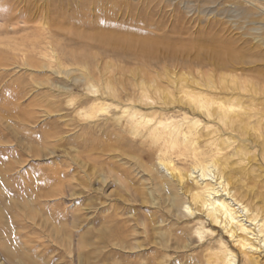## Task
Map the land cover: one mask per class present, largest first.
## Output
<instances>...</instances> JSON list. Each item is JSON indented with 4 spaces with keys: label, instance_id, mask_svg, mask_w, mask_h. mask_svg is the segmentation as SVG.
Returning a JSON list of instances; mask_svg holds the SVG:
<instances>
[{
    "label": "rangeland",
    "instance_id": "rangeland-1",
    "mask_svg": "<svg viewBox=\"0 0 264 264\" xmlns=\"http://www.w3.org/2000/svg\"><path fill=\"white\" fill-rule=\"evenodd\" d=\"M109 29L154 48L102 44L96 37ZM48 33L86 52L97 85L130 98L141 87L156 94L227 79L247 110L264 114V0H0V264H205L219 229L201 213L184 217L182 194L173 206L174 185L156 159L134 145L127 156L101 151L115 145L113 101L97 128L86 125L78 112L92 102L83 81L74 86L79 66L33 47ZM244 117L225 132H249L255 160L233 169L242 192L262 204L264 116ZM201 222L215 232L202 241Z\"/></svg>",
    "mask_w": 264,
    "mask_h": 264
},
{
    "label": "bare ground",
    "instance_id": "bare-ground-1",
    "mask_svg": "<svg viewBox=\"0 0 264 264\" xmlns=\"http://www.w3.org/2000/svg\"><path fill=\"white\" fill-rule=\"evenodd\" d=\"M29 28H16L11 32ZM114 30L109 29L96 39L102 44L126 43L131 47L138 44L142 49L154 48L153 42L144 37L119 34ZM49 34L48 38L36 42L33 47L37 49L39 46L43 51L51 52L52 59L57 63L60 62V54L68 55L81 68L76 71L81 73L82 79H77L74 86L83 81L87 103L92 102L89 109L78 112L87 121L86 125L91 124L97 128L98 118L110 114L112 106L106 101H113L114 105H111L116 113L107 123L110 122L113 129L116 128L114 132H108L109 136L115 138V145H103L101 151L114 150L127 156L128 152L131 154V146L134 145L142 151L146 161L156 159L159 169L174 185L173 206L179 205L178 195L182 194L185 197L181 206L184 217L193 218L201 213L213 228L219 229V248L209 255L205 264H241L240 257L243 259L242 264H264V199L262 204L250 201V197L237 185L239 176L236 169H233L238 162L254 159V144L248 146L247 143L253 142L252 139L243 138L249 132H225L229 126L233 127L239 120H243L245 112L244 118L248 119L264 114L259 110L252 112L254 105L249 106L250 111L247 110L242 104L243 97L239 93L229 92L231 87H228L227 79H223L218 86L213 82L208 85L191 83L163 92L158 90L156 94L151 89L139 87L138 97L130 98L124 91L119 93L108 82L104 87L97 85L87 72L86 66L90 59L84 55L86 52L83 54L84 50L80 48L67 49L66 45L50 38ZM219 43L222 45L223 42ZM10 48L17 54L24 51L20 47ZM262 154L264 160V152ZM233 158L237 160L234 162ZM176 162L187 165L184 172L179 170ZM200 224L201 227L196 230L200 241L207 234L215 233L205 227L206 222ZM224 238H228L227 241Z\"/></svg>",
    "mask_w": 264,
    "mask_h": 264
}]
</instances>
